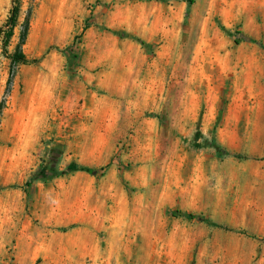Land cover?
Returning a JSON list of instances; mask_svg holds the SVG:
<instances>
[{
	"label": "rangeland",
	"instance_id": "obj_1",
	"mask_svg": "<svg viewBox=\"0 0 264 264\" xmlns=\"http://www.w3.org/2000/svg\"><path fill=\"white\" fill-rule=\"evenodd\" d=\"M232 2L0 0V264H201L205 241L243 264L264 243V0L230 26ZM193 106L232 178L210 205L171 190Z\"/></svg>",
	"mask_w": 264,
	"mask_h": 264
},
{
	"label": "clouds",
	"instance_id": "obj_2",
	"mask_svg": "<svg viewBox=\"0 0 264 264\" xmlns=\"http://www.w3.org/2000/svg\"><path fill=\"white\" fill-rule=\"evenodd\" d=\"M235 5V11L226 18V22L230 26H234L239 23L243 18L252 19L251 13L246 12V9H251L252 7H256L254 4V0H233L232 4L227 5L229 9H231ZM214 6V5H213ZM123 7L125 11L129 9L127 4L118 6ZM181 10H183L184 5H179ZM259 8L261 9V15L264 16V3L259 4ZM215 13L211 12L210 7V15H214ZM208 20L209 23L211 21L208 17L204 18ZM179 24V20L174 22V27ZM211 38V37H210ZM242 37H238L233 34L230 36L231 40L240 39ZM179 39V28H177L176 35L174 36V40ZM196 112L197 108L195 106L188 108L183 114V123L179 129L181 137L187 138L188 141V152H183V147L178 150V155L184 160V169L181 172V175L185 177L180 183L183 184V187H180L179 184H176L175 181H171L175 186L171 189L173 192H179L183 194H191L196 189L200 191V199L201 201L211 204L212 198L217 194L222 198L224 194H226L229 190V187L232 183V178L228 170H222L219 166V162L216 161L212 155L216 151V148L212 146L211 139L209 135H200L197 136L196 133L199 131L195 127L196 124ZM199 144L201 145V149L212 148V152L207 153V158H205V154L199 150H193L191 145ZM245 143L243 140L240 141L239 147L236 149L244 154ZM221 154L225 156H232L233 151H225L221 150ZM198 176V180L193 183V177ZM223 182V187H222ZM146 187V186H145ZM262 218H264V208H262ZM188 248L190 249L191 244L188 243ZM209 242L205 241V247L201 250V264H204V261H207L208 264H211L213 259H216L217 253L212 252L211 254L208 251ZM257 248L260 249L259 259H257ZM243 264H264V243H256L253 242L243 253Z\"/></svg>",
	"mask_w": 264,
	"mask_h": 264
},
{
	"label": "trees",
	"instance_id": "obj_3",
	"mask_svg": "<svg viewBox=\"0 0 264 264\" xmlns=\"http://www.w3.org/2000/svg\"><path fill=\"white\" fill-rule=\"evenodd\" d=\"M187 1L192 2V0H187ZM17 12H18V6L14 5L11 8L10 15L8 16V18L4 24V28H6L5 33H4L5 42L8 38L11 37V35L13 33V28L15 26ZM1 31H3V29H0V32ZM10 57L15 62H19V63H28L29 62V59H27L26 56L22 52H14L13 54L10 55Z\"/></svg>",
	"mask_w": 264,
	"mask_h": 264
}]
</instances>
